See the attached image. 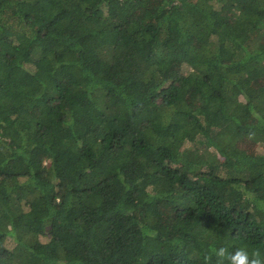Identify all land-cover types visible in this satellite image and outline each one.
I'll return each mask as SVG.
<instances>
[{
    "label": "trees",
    "instance_id": "trees-1",
    "mask_svg": "<svg viewBox=\"0 0 264 264\" xmlns=\"http://www.w3.org/2000/svg\"><path fill=\"white\" fill-rule=\"evenodd\" d=\"M219 246L264 254V0H0V264Z\"/></svg>",
    "mask_w": 264,
    "mask_h": 264
},
{
    "label": "clouds",
    "instance_id": "clouds-1",
    "mask_svg": "<svg viewBox=\"0 0 264 264\" xmlns=\"http://www.w3.org/2000/svg\"><path fill=\"white\" fill-rule=\"evenodd\" d=\"M213 255L218 264H264V254L261 250H249L246 246L231 249L219 246L214 248L211 254H205L204 260L211 261Z\"/></svg>",
    "mask_w": 264,
    "mask_h": 264
},
{
    "label": "rangeland",
    "instance_id": "rangeland-1",
    "mask_svg": "<svg viewBox=\"0 0 264 264\" xmlns=\"http://www.w3.org/2000/svg\"><path fill=\"white\" fill-rule=\"evenodd\" d=\"M190 104H192V105H199L200 104V100H199V98L198 97H192L191 99H190ZM244 145V144H243Z\"/></svg>",
    "mask_w": 264,
    "mask_h": 264
}]
</instances>
